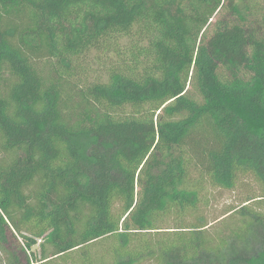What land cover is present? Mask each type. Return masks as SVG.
I'll return each instance as SVG.
<instances>
[{"label":"trees","instance_id":"16d2710c","mask_svg":"<svg viewBox=\"0 0 264 264\" xmlns=\"http://www.w3.org/2000/svg\"><path fill=\"white\" fill-rule=\"evenodd\" d=\"M91 53L106 79L81 77ZM248 175L264 196V0H0L1 244L41 241L37 264H104L90 253L105 239L123 249L112 264H264L248 206L226 215L250 236L216 251L128 250L198 211L204 181Z\"/></svg>","mask_w":264,"mask_h":264},{"label":"rangeland","instance_id":"374dc122","mask_svg":"<svg viewBox=\"0 0 264 264\" xmlns=\"http://www.w3.org/2000/svg\"><path fill=\"white\" fill-rule=\"evenodd\" d=\"M106 59L96 53H91L80 58L81 77L86 81H94L97 78L106 79L107 74L105 69L107 66ZM104 64V65H103ZM198 178V174L195 175ZM204 188L201 190L200 202L198 211L195 213L189 211L183 217L185 219H177V213H171L168 218L158 220L156 227L158 230L148 233L138 234L135 242H131L128 250L131 252L143 251L138 248L137 243L141 247L148 249L151 245L157 246L163 252H172L179 246L188 245L192 247H201L203 245H214L213 251L219 247H225L229 241L234 238H247L250 236L253 227L246 226L244 221L239 223L237 214H228L231 210H237L243 206L262 212L264 219V196L261 185L254 177L241 176L232 190L211 187L204 181ZM260 196V197H259ZM254 199L250 203L248 200ZM196 217L204 218L210 226L201 232H197L188 224L194 222ZM264 224V221H263ZM241 225V231L236 233ZM264 233V225L261 227ZM262 232V231H261ZM233 233V234H232ZM137 242V243H136ZM91 248V256L97 262L104 261V264H112L114 252L117 249L122 251L121 245L116 239H105L95 243ZM41 241L38 240L37 245L33 247L32 252L41 259ZM211 245V246H212ZM24 241L20 235L15 232L9 233L4 244L0 243V264H28L30 259L31 264H37L32 260V252L25 251ZM144 253V252H143ZM158 254L155 253L152 257H145L137 264H161L158 259ZM99 260V261H98ZM53 264V263H51ZM59 264H79L78 255L73 254L72 260Z\"/></svg>","mask_w":264,"mask_h":264}]
</instances>
